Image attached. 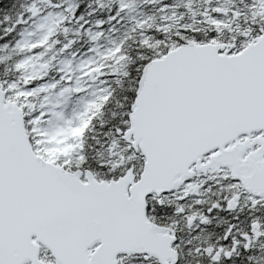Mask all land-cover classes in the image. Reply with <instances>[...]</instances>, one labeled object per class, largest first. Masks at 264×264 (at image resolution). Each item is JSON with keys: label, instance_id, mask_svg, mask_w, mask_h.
<instances>
[{"label": "snow or ice", "instance_id": "snow-or-ice-1", "mask_svg": "<svg viewBox=\"0 0 264 264\" xmlns=\"http://www.w3.org/2000/svg\"><path fill=\"white\" fill-rule=\"evenodd\" d=\"M0 264H264V0H0Z\"/></svg>", "mask_w": 264, "mask_h": 264}]
</instances>
